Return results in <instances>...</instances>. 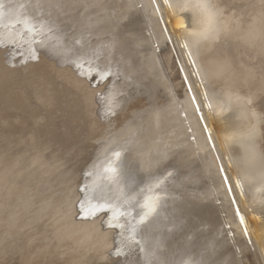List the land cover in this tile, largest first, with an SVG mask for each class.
<instances>
[{
    "label": "bare ground",
    "instance_id": "bare-ground-1",
    "mask_svg": "<svg viewBox=\"0 0 264 264\" xmlns=\"http://www.w3.org/2000/svg\"><path fill=\"white\" fill-rule=\"evenodd\" d=\"M145 1H146L145 6L143 8L145 9V11H141L139 9H142V8H139L137 6L138 3H141L138 0H86V2L88 4L90 3L91 4L90 6L94 8H90V9H87L86 11H83L85 6L84 4L80 3L79 0H0V23H1V18L3 17L4 21H2L3 23L1 24H3L4 27L9 28L11 27L10 25L15 24L17 28H20V26L27 27L30 22H35V21H36V24H39V25H45L46 23L51 24L52 21L55 22L54 20L56 18H61L63 19L64 23L69 22L70 27H72L75 30L74 33H72L70 37L73 38L77 36L78 32H80L78 36L82 34L85 35L84 32H86L87 35L88 34L90 35V37L87 36L88 38L95 36L94 42L91 44L88 41L83 40L82 43L85 42L84 45H86L84 46L85 52L82 53L84 57L82 58L83 61L76 60V63L80 65V68L77 70V72H80L81 74H83L84 77H80V78L77 77V78H74L72 81L74 84L88 91L87 92V98H88L87 104L86 106L82 105L84 106L83 110L85 111L82 113L80 112L81 114L78 113L80 114L78 116L75 113L76 117H74V122L76 126L78 124L81 126L83 121L86 122L87 120H89L90 121L89 124L90 126H92V129L95 127L96 128L99 127L100 123L98 121L102 117L106 119L108 111L114 110L117 106L121 104L122 101H123L122 103L124 106L129 107L126 110L131 109V108H136L137 106L144 107L147 103L151 104L152 106L151 111L146 113L145 116H143L142 119L139 120L138 122L139 124L143 123V121L144 123L139 126L137 131H135V128H134V131L132 130L133 131L132 135H131L132 133L131 131V132H128L120 136L119 138H122L123 140L120 141L118 145H114L113 147H111L107 155L100 161L97 160L98 153L94 154V156L92 157V161L88 163L87 168L84 170V174L82 175V181L79 183V187L83 189L84 196H85L81 202V207L83 208V212L85 215L93 214L94 212L98 210L109 209L111 211V217L117 220L120 218L122 214H125V215L130 214L131 217L129 219L131 221L129 222L130 224L129 232L126 233V236L130 238V241L139 242L140 245L138 247L142 251V255L140 258H136V259H135L136 256H133L131 263H128L130 260L127 259L123 261L121 264H201V262L202 264H239V263L251 264V262H249L251 260L247 261L246 259V260L241 261L242 257L240 256V254L242 250H240V246H238L237 243H235V241H238L239 243L240 242L244 243L246 241V246H247L249 245L247 244V242L251 241L250 240L251 236L254 237L256 244L257 245L259 244L258 247L260 249V253L262 252L261 255H262L263 262H264V258H263L264 249H262L264 247V235H263L264 233L262 235L260 234L261 236H258L256 234L257 230L255 229V225L257 221L252 213L253 211L255 213L256 209L257 210L264 209V155L262 151H259L257 149L258 141H262L263 147H264V124L260 126V120L258 118V115H256L257 111L255 109L256 106L254 107V103H255V100L257 99L254 93L252 94L251 92L250 94L248 91H246V88L248 87L246 83H249L253 74L251 71H248L246 67H244L243 64L242 65L239 64L240 60L244 59L246 55H248L249 53H254L256 54L257 58L262 60L261 61L262 67H263L262 69L264 70V30H263L264 0H247L248 2L245 1L246 2L245 4L248 3L247 4L248 6L245 7L246 6L245 5L244 6L245 9L242 8L241 11L244 14L246 13V16L249 17L250 23H247L248 25L246 26L243 24V22H241L240 24L237 22L234 23V21L230 19V15L227 12L223 11L225 8H227L224 5H223L224 8L220 6L222 7L221 10L219 9L210 10L209 8L208 9L205 8L204 10L200 12L198 10L199 8L190 7V4H191L189 2L190 0H165L163 2L162 0H145ZM164 2L171 4V5L169 4L168 5L169 7L172 6L171 7L173 11L172 14L173 13L177 14V12H179L180 16L178 17V15H175V17H173L172 14L169 15V13L171 12L169 9L171 8H169L168 6L166 7L165 5L167 3H164ZM243 5L241 4L239 5V7L240 6L242 7ZM215 6L213 8L216 9ZM75 9H77L76 12H74ZM186 9L190 10L189 15H187L188 13L186 15L183 13L185 12ZM168 10H169V13L168 14L165 13L166 11L168 12ZM170 16L173 19L174 18L175 19L172 21V19L169 18ZM176 16L178 18L182 17L183 19L185 17V19L184 20L179 19L176 22L177 20ZM189 16L194 18V21L190 20ZM167 17L169 18V20ZM180 20L183 22L187 21L188 26L185 24V27L183 28L182 26L183 24H182L181 25L182 28H181ZM174 25H176V27H179V29H176L175 27H173ZM17 32L18 31L14 33H17ZM172 34L175 35L176 41L178 42L177 45L181 46L179 47L181 49V53L186 56L184 57L183 55H181V57L183 56L185 58L186 61L183 58L182 60L184 62L185 67H188L187 70H189L188 75H187V72L185 71L187 75L188 83L187 82L185 83L184 79H182L183 80L182 83L186 87V90H185L186 94H183L185 98L183 99L184 100L183 102L182 100L176 98L177 109H176V114L174 116H171V117L165 116L164 113L166 109L164 108H166L167 104L165 105L164 103H161L162 104L161 106V104H158L156 102L153 103L154 98L158 96V93L160 94V90H162L163 84H165L162 81L164 79V76L162 74L157 75L154 82H149V84L146 85V91L149 93L147 95L148 97H144L140 99L136 97H129L128 99H122L121 102L119 101V103L113 101L111 96L107 97V100H105L106 102L105 101L104 103L102 102V98H101L102 94L100 93L101 91L99 92L100 93L99 96L97 93L98 86L100 83L97 84L96 82L93 81L91 84H89V86L87 85V82H88L87 77H90L94 72H97V75L100 77H106L109 73H112L111 77L114 81H115V76L117 77L119 76V74H122L123 76H119V78H116L120 80L118 82L119 84L118 88L119 89L123 88L122 90H118V92L120 93L129 92L132 85L138 83L141 80L147 79L148 75L152 74L154 68L156 67V64L160 61L158 58V52L160 51L161 45H163V48H164L165 43H167L169 45L168 47L170 48L168 50V48L166 49L165 47L163 50L164 53L162 54V56L165 54L167 59H170V57L171 58L174 57L173 55H169L170 53L177 51L175 50L174 45H173V41L171 37ZM146 41L151 42L150 44L151 47H149L148 45L142 46L141 42L143 43ZM181 41L184 44L183 46H182ZM40 44L42 46L46 45L45 42H40ZM67 45L69 46L68 43H65L63 47L66 49ZM29 48L32 49V46H30ZM42 49H43L42 53L48 51L47 46L46 48H42ZM170 50L172 52H170ZM23 53H24L22 55L23 56L22 59L24 60L23 62H27L30 59H35L36 48H34V50H29V51L25 50ZM140 54H142L141 55L142 57L139 56ZM188 55L189 56L192 55L193 58L191 59H194L193 63L196 64V70L194 72L195 74L193 73L194 69H192V67L189 65V63L191 64V62H189L190 59L189 60L187 59ZM22 59H20V61H22ZM0 62H1V58H0ZM180 62H181V59H180ZM185 62L187 63V65L185 64ZM181 65L183 66L182 62H181ZM45 66H46L45 64H42L38 70H43ZM166 74H168L167 71H166ZM223 75H227L223 83L230 84L229 86L230 89H228L227 92L222 91L221 87H219V86H223L220 80V77H222ZM165 79H167V81L170 82L167 76L165 77ZM0 81L4 82L3 79ZM191 81L193 82V86H192ZM10 82L13 83L12 81ZM242 82L244 86L243 89H245V92L238 91L240 88L235 87L236 85L240 86V83ZM101 84H100V87H102ZM169 87H171V85H169ZM33 88H35L34 85H33ZM253 88H254V85H253ZM22 89H24V87ZM26 92L27 91L25 90V93ZM247 93H249L250 95H247ZM9 94L10 93H8V95ZM0 97H3V95ZM29 97L30 96L28 95V98ZM46 97L49 101L51 100L52 95H47ZM104 98L106 97L104 96ZM239 98L243 100L245 99V101H249L248 104L246 103L247 106L249 105V103L251 104L250 107L249 106L246 107L250 113L255 115V121L251 125V127H250V123H248L247 121L246 110L245 109L243 110L245 106L242 104L244 107L241 105L240 108L241 107L243 108H241L242 111H240L237 104L242 103V102H238V101L235 102L236 99H239ZM94 99L97 101L96 103L99 105L97 106L99 107V110H100L99 113H101V115L97 117V119H95V117L92 118V116H89L90 103L93 102ZM151 99L153 100L152 102H151ZM6 100L7 102L6 101L4 102H6L7 105L5 106V108L0 110V149L4 148L5 143L8 141L9 138L12 137V135L16 131L15 130L16 127H14L15 125L11 124L10 121L8 123L6 120V119H10L11 117L10 115L13 110V108L10 107V105L17 107L20 104L17 98L11 99L10 103H8L9 98H7ZM144 100L146 102H144ZM58 101L60 100L58 99ZM164 102L166 103L167 101H164ZM261 103L264 109V99L261 100ZM235 105L237 106L238 109L233 108L235 107ZM96 109L98 108H95V110ZM229 109H231L230 110L231 112L233 109H235L234 110L235 112L233 111L232 113L231 112L228 113L227 111H229ZM23 110L25 111V109ZM37 112H34V113L36 114ZM54 112L55 111L51 113L54 114ZM32 113L30 111V114ZM41 113L43 114V110ZM41 113L39 114L42 115ZM39 114H37L36 116L39 117L38 116ZM44 114L42 116L43 120L47 116L48 121L46 122H49L48 115H44ZM50 115L49 117L51 118L52 116ZM29 116L33 118L34 115L32 116L28 114V116L24 117L21 120V123H22L20 126L21 128L24 127L23 125L29 119ZM54 117L56 118L55 115ZM35 119L37 120L38 118H35ZM53 119H51L52 120L51 123L53 122ZM39 120H41L40 121L41 124L44 122L46 126L50 123V122L48 124L45 123V121L42 120L41 116H40V119H38V121H34V123L39 122ZM70 122L72 123V121ZM79 122H81V124ZM122 122H123V119H122ZM40 123L37 125L39 126ZM122 124H124V122ZM51 126L53 127L54 125H51ZM52 127L50 128L52 129ZM247 129L248 130L251 129L249 135H244V137L240 136V134L241 133L243 134V132L245 133L244 130H247ZM49 131L50 129L48 130V132ZM90 131L92 132L91 129ZM55 133L57 134L58 132H54L51 134L52 136L51 138H53V140L50 143L54 142L57 145L59 144V145L65 146V145L74 143L73 141L76 139V137L72 136L74 135L73 132L68 133L70 134V137L65 136V132H64L63 134L58 135V137L56 138H55ZM125 137L127 138L124 140ZM35 148H37V146ZM57 148L58 147H56V149ZM18 149H20V145ZM48 149L47 151L50 152V150ZM12 154L14 153H11V155ZM40 154H42V152H40L39 155ZM22 155L24 156V154ZM59 155L62 156L63 154H59ZM18 156L20 157V155ZM225 156L226 157L228 156V158L225 159ZM38 157L35 158L34 160V164L36 162V159L39 162V163H36L37 165L35 164L36 167L38 166V164H41L42 162L41 160L48 159V158H44V159L39 160L41 156L39 157V159ZM29 158H31V156ZM205 159L207 160L205 161ZM2 160H3L2 157H0V162H2ZM12 160L14 161V159ZM25 161L26 160H24V162ZM46 162H48V164L50 163L47 160ZM11 163L14 165V162H11ZM11 163H10V167L13 166L11 165ZM26 163L28 162L26 161ZM44 163L42 162V164ZM54 163L56 164V162ZM210 163L211 164L213 163V164L211 165ZM21 164L20 165L18 164V165L21 166ZM42 164H41V167L43 166L45 167L46 163L43 166ZM48 164L45 167L47 169H48V166H50L51 164L53 166V163L49 165ZM57 164L54 165L55 167H52V168H57ZM0 165H2V170L0 166V188H1L4 183V178L7 177L6 173L4 175V170L8 166L5 168V164H0ZM35 165L32 164L31 166L33 167ZM3 167H4V170H3ZM41 167L38 166V168H41ZM12 168H14V166ZM15 168H17V165L15 166ZM21 168L24 169V166ZM28 168L29 167L25 169H28ZM138 168L139 170H137ZM30 169L31 167L29 168V170ZM48 170H47L48 174L47 173L46 174L47 176H49V179L52 176L51 179H53L52 181L54 183V179H55L54 173L52 172L53 175L50 176L49 173L51 170L50 171ZM14 171L16 172L17 169H15ZM39 171H40L39 174H41V170ZM44 171H46V169ZM44 171L42 170L43 173ZM10 172H13V171H10ZM10 172H7L9 173L8 174L9 177L11 175ZM35 172H36V169H35ZM54 172L56 173L55 170ZM128 172L131 173L133 177V180H132L133 182L132 181L129 182L130 180L125 177V173L127 174ZM31 174L33 175V173ZM140 174H143V178L141 179L142 181L139 179L137 180V178H140L139 177ZM41 175L42 177H46V175L43 176L44 174H41ZM15 177H18V176L15 175L14 178ZM42 177H39V178L42 179ZM7 178H5V180ZM32 178L36 179L34 177ZM46 179L47 178L43 180H46ZM8 180L10 179L8 178ZM47 180L45 183H47ZM52 181L50 180L49 182L51 185H54L53 183H51ZM5 182L7 183V181ZM17 183H18V180H17ZM40 183L38 182V184ZM45 183H44V186L47 187V184L45 185ZM106 183L109 186L108 191L104 190ZM7 184L9 185V183ZM11 184H12V181H11ZM40 185H41L40 186V189H41L42 183ZM51 185H50V188L53 187ZM6 186L7 185H5V187ZM19 186L18 187L14 186V188H11L12 187L11 185V186H7L6 188L7 190L11 191V189L14 190L15 188H19ZM8 187H10V189H8ZM38 187L39 186L37 185V188ZM58 188H59V185H58ZM48 189H49V186H48ZM2 190L3 188L0 189V191ZM15 190L17 191V189ZM28 190L29 188L27 186V191ZM16 191L15 192L13 191V192L16 194L18 192ZM42 191L43 189L40 190V192ZM14 193H11V194L8 193V194L13 195ZM18 193L21 194L20 192ZM35 193L38 194V192L36 191ZM98 193H99V200L96 199V195ZM56 194H59V193L57 192ZM40 195L42 194L39 193V197ZM50 195L52 197V194ZM53 195L56 196L55 194ZM79 195L77 198L78 203L81 200V195L80 196ZM219 195L220 197H218ZM0 196H2V192H0ZM12 197L13 198L11 199L13 200L14 197L16 198V195ZM41 197L43 198V196ZM62 198H65V197H62ZM62 198L59 197V199H62ZM219 198L223 200L222 201V203L224 202L223 205L219 204L218 202ZM7 199L5 198V200ZM32 200L34 201L35 198ZM42 200L40 202H44V200L43 201ZM52 200H53V197H52ZM53 201L54 203L57 202L56 199ZM28 202H31V201H28ZM2 203H0V205H2ZM54 203L50 205H53ZM57 203H56V206H57ZM12 204H10V209L7 208L8 207L7 205L6 207L7 213L9 210L13 208V207L11 208ZM49 204H48V207H49ZM12 206H15V205H12ZM34 206H35V203L32 204V207ZM53 207L55 206L53 205ZM57 207L58 209L60 207L59 210H61V205L60 206L58 205ZM3 208H5L4 205H3ZM51 208H47V210L48 209L51 210ZM249 208H251L250 212L248 211ZM15 209L17 208L15 207ZM34 209H38V208L34 207ZM40 209L42 211L43 208H40ZM49 210L46 211L45 209L46 212H49ZM57 211L55 210L56 213L52 212L53 215L57 214ZM10 213H12V210ZM259 213L261 214V212ZM59 214L57 216H59ZM7 215L9 216V214ZM41 215H44V214H41ZM41 215L39 216L41 217ZM49 215L51 214L48 213V217ZM17 216L20 217L19 215ZM52 219L54 220L56 218H52ZM63 219L65 220V218ZM18 220L19 219L17 218L16 222ZM62 220L61 218L59 219L60 222ZM11 221L14 222V220H11ZM41 221H43V219ZM55 221L53 222L55 223ZM110 221L111 220H109V222ZM49 222H52V220H50ZM18 223H20V221ZM54 223L52 224L50 223V224L55 227L56 225H54ZM57 223L59 225L58 221ZM64 223H70V222H64ZM61 224L62 222L60 223V226H62ZM80 224H83V223H80ZM34 225H37V223ZM47 225H48V222H47ZM65 226H68V225H65ZM19 227L20 226H18V228ZM68 227L70 228V226ZM261 227L263 226L261 225ZM21 228H24V226H21ZM0 229H3V228H0ZM16 230H17V227H16ZM56 231L59 232V229L58 230L56 229ZM66 232L67 231L65 230V234ZM7 233L6 235H8ZM48 233H49V230H48ZM16 234L18 235L17 231L15 235ZM73 234H74V231H73ZM82 234L81 235L79 234V236H84ZM34 236L36 235L34 234ZM74 236L75 235H72V237ZM56 237L57 236H55V238ZM64 237L63 239L66 238ZM91 237L90 239H92ZM35 238H37V236L34 237V239ZM93 238H95V236ZM84 239H85L84 242H86V238ZM62 240H58V241H62ZM68 240L71 241L70 239ZM74 240H76V238ZM81 240L83 241V238ZM15 241L17 242L19 240H15ZM91 241L95 245V244H99L98 241L100 240H98L97 243H95L93 240ZM4 242L5 241H3L2 243ZM72 242H75V241H72ZM84 242L80 241L78 243H83L80 245L84 246L85 245ZM2 243H0V245H2ZM61 243L62 242H60V244ZM91 243L89 241L88 245L86 244V249L85 247L80 246V245H78L77 247L75 246V247L77 249L79 247H82L81 249L83 250L85 249V251L88 252L87 251L88 246L89 247L94 246ZM64 244H65L64 245L65 249H63V252L65 253L64 250H66V247H65L66 242H64ZM48 246L50 245L48 244ZM96 246L97 245H95V247ZM68 247H72V246H68ZM45 248H47V246ZM81 249L78 251H81ZM97 249H98V246H97ZM70 250H71L70 253H73L76 251V250L72 251L71 248ZM93 250H95L94 247L91 248V251ZM113 250L114 249L111 248L110 252H112ZM41 251L43 252V250ZM60 251L59 253H62ZM66 251H68V249ZM85 251H84V254H85ZM89 252H90V249H89ZM253 252H256V251L254 250ZM54 253L53 255H55ZM77 253H80V252H76L75 254ZM256 253L255 255H257L258 257L259 255ZM46 255L48 256L49 254L46 253ZM79 255H77L75 258L74 257L72 258L76 259L77 257H79ZM63 258L64 256L62 257V259ZM80 258L82 259L83 257L81 256ZM15 259H18V257ZM50 259L49 260L47 259V260L50 261ZM69 259L71 261V258ZM84 259H85V256L82 259L83 262H85ZM82 260H80V263H82ZM51 261L53 260L51 259ZM64 261L70 262L67 259L66 260L64 259ZM73 261L75 262V260L72 259V263ZM23 262L24 260H22L21 262H18V261L16 262L13 258L8 257V256L0 257V264H22ZM28 262L29 264L31 263V261H28ZM28 262H25L23 264H28ZM67 262L66 263L63 262V264H67ZM76 262L78 264L79 261L77 260ZM51 263L52 262H50V264ZM53 264H61V260ZM86 264H97V263L91 262V263H86Z\"/></svg>",
    "mask_w": 264,
    "mask_h": 264
},
{
    "label": "rangeland",
    "instance_id": "rangeland-1",
    "mask_svg": "<svg viewBox=\"0 0 264 264\" xmlns=\"http://www.w3.org/2000/svg\"><path fill=\"white\" fill-rule=\"evenodd\" d=\"M139 2H141V3H138V7L139 8H142V9H139V10H141V11H145V9H143L144 8V6H145V0H138ZM163 1H165V0H162V2ZM248 2L247 0H244V1H242V0H209L208 1V4L210 5V6H212V8L215 6V5H217V6H215L216 7V9L215 8H213L214 10H221L222 9V7H223V5L225 6V7H227V8H225L223 11H225V12H227L229 15H230V19H232L233 21H234V23H241V22H243V24L246 26V25H248L247 23H250V20H249V17L248 16H246V13L244 14L242 11H241V9L242 8H244V6L245 7H247L248 5V3L247 4H245L246 2ZM143 2V3H142ZM191 2V1H190ZM218 2V3H217ZM241 2V3H240ZM164 3H167V2H164ZM243 3H244V5H243ZM147 4V3H146ZM171 5L170 3H167L166 5L165 4H163V5H165L166 7L168 6L169 7V5ZM243 5L241 8L239 7V5ZM141 6V7H140ZM143 6V7H142ZM219 6V7H218ZM220 6H222V7H220ZM172 6H170L169 8H171ZM169 8H167V9H169ZM224 8V7H223ZM245 9V8H244ZM169 10L171 11L170 13H169ZM168 10V12L166 11L165 13H169V15L170 14H172V8L171 9H169ZM183 12V11H182ZM185 15L187 14V15H189L190 14V10H188V9H186L185 10V12H183ZM182 13V14H183ZM180 13L179 12H177V14L175 13H173L172 15H173V17H175V15H178V17L180 16L179 15ZM181 14V15H182ZM177 16H176V18H177V20H176V22L179 20V19H183L182 17L181 18H178ZM190 17V16H189ZM168 18V17H167ZM170 19H172V21L175 19H173L171 16L169 17ZM169 18H168V20H169ZM192 17H190V20H193L194 21V18H192ZM184 19H185V17H184ZM183 19V20H184ZM171 21V20H170ZM181 21V20H180ZM179 21V22H180ZM183 24V25H182ZM185 24L187 25L188 24V22L187 21H185V22H183V21H181V24H180V26L182 25L183 26V28L185 27ZM182 26H181V28H182ZM188 26V25H187ZM208 33V32H207ZM200 36H201V34H200ZM69 37V36H68ZM67 37V38H68ZM171 37H172V41H173V45H174V48H175V50H177L176 52H173V53H170V52H172L171 50H170V54L169 55H173L174 57H170V59H167L166 58V56H165V54L162 56V54L164 53V48L166 47V49L168 48V50L170 49L168 46V44L167 43H165V47L163 48V45H161V48H160V51L158 52V58H159V62L158 63H160V64H158V66H157V64H156V67L154 68V70H153V72H152V74H149L148 75V78L147 79H144V80H141V81H139L138 83H136V84H134V85H132L131 86V88H130V90H129V92H124V93H118L117 92V90H122L123 88H121V89H119L118 88V86H119V84H118V82L120 81V80H118V79H116L115 78V81L112 79V78H110V79H107L106 81H103L102 82V84H101V86L102 87H100V85L98 86V90H97V93H98V96H99V94L101 93L102 95H101V98H102V102L104 103V101L107 99V97L108 96H111V97H113L114 98V95H112V94H117L116 96H115V100L118 102V101H120V100H122V99H128L129 97H136V98H138V99H140V98H144V97H148L147 95L149 94L147 91H146V85H148L149 84V82H154L155 81V79H156V77H157V75H159V74H162L163 76H164V79L162 80L163 81V83H165V84H163V87H162V90H160V94L158 93V96L157 97H155L154 98V101L151 99V102L153 101V103L154 102H156V103H158V104H161V103H164L165 105L167 104V106H166V108H164V109H166L165 110V113L164 114H166V115H171V116H174L175 114H176V109H177V101H176V98H178V99H180V100H182V102L184 101L183 99L185 98V96H183V94H186V87L183 85V80L182 79H184V81H185V83L187 82L188 83V79H187V75H188V71L189 70H187V68L188 67H185V65H184V62H183V60H182V58L185 60V58L184 57H186L185 55H183L182 53H181V49L179 48V47H181L180 45L178 46L177 45V41H176V38H175V35H171ZM72 41V42H71ZM77 41V39L76 38H74V40L72 39V40H69V42H71L72 44H74V42H76ZM70 44V43H69ZM141 44H142V46H145V45H148L149 47H151V42L150 41H146V42H141ZM184 45V44H183ZM149 47H148V49H149ZM140 48V47H139ZM180 50H179V49ZM21 49H19V50H17V55L19 54V56L22 54V52L20 51ZM236 50H238V49H236ZM180 51V52H179ZM21 52V53H20ZM160 53V54H159ZM177 53V54H176ZM39 54H40V56L37 58V60L34 62V63H29V64H27V65H20V62H22V61H20V62H18V61H14V62H12V64H8L7 63V61L5 60V57H4V55H3V52H1V54H0V56H1V62H0V80H2L3 79V81L4 82H2V81H0V96H2L3 95V97H0V105H2V106H0V110H2L3 108H5V106L7 105V98H9V101H8V103H10V100L11 99H13V98H17L18 100H19V102H20V104L16 107V106H11L10 104V107H12L13 108V110H12V113H11V117H10V119H6L7 120V122L9 123V121H10V123L11 124H14L15 126L14 127H16L15 128V132H14V134L12 135V137L11 138H9L8 139V141L5 143V145H4V148L3 149H0V157H2V159L4 160V162H3V160H2V162H0V164H5V168L6 169H8V170H4V167H3V170H4V175H5V173L7 174V177L10 179V180H8V178L7 177H5V178H7L6 180H5V178H4V183H3V185H2V187L0 188V189H2L3 188V190L2 191H0V192H2V196H0V198H4L3 200L2 199H0V203H2V205H0V220H2V221H0V228H3V229H0V243H2L3 241H5L4 243H2V245H0V249H2V250H0V257H5V256H8V257H11V258H13L16 262L18 261V262H21L22 260H24V262L23 263H25V262H28V261H31V263L30 264H50V262H52L51 264H53V263H55V262H59V260H61V264H63V262H67V261H64V259L66 260H68V261H70V259L69 258H71V261L70 262H67V264H77V260L79 261L78 262V264H86V263H91V262H95V263H97V264H116V262L118 261V259H119V257L118 256H114V255H112L111 254V248H115V246H116V243H115V240H114V236H113V232H111V231H109V232H105L104 230H102L103 229V223H101L100 221H82L81 222V220H79L78 219V216H77V210H76V200H77V197H78V194H77V190H78V184H79V182L81 181V174L80 173H82V171L84 170V168L88 165V163L91 161V159H92V156L94 155V154H96V152H98V151H100V150H102L108 143H110L111 141H113V140H115L116 138H119L121 135H122V133H125L128 129H131L133 126H135V124L136 123H138L139 122V120L140 119H142V117L143 116H145V114L146 113H148L149 111H151V109H152V106H151V104H146L144 107L143 106H141V107H136V108H131V109H128V110H126L127 108H129V107H126V106H124L123 105V101L121 102V104L119 105V106H117L114 110H110V111H108V113H107V117H106V119L105 118H101L98 122L100 123V125H99V127H95V128H93L92 129V126H90V121L89 120H87L86 122L85 121H83L82 122V125L80 126L79 124L76 126L75 125V122H74V117H76V115H75V113L77 114V116L78 115H80L82 112H84L85 110H83V107L84 106H86V104H87V90L86 89H84V88H82V87H79L78 85H76V84H74L73 83V79L74 78H77V74H76V72L75 71H73L72 70V68L71 67H69V66H64V67H59L57 64H56V61H53V60H50V58H49V56H48V54H46V53H42L41 51H39ZM142 54H140L139 56H141ZM179 57H178V56ZM181 55H183L182 57H181ZM142 57V56H141ZM165 57V58H164ZM190 57V58H189ZM140 58V57H139ZM191 58H193L192 57V55L191 56H189L188 55V60L190 59V61L189 62H191V64L189 63V65L192 67V69H194V71H193V73L195 72V70H196V64L195 63H193V60L194 59H191ZM163 59V60H162ZM165 59V60H164ZM172 59V60H171ZM180 59H181V62H182V64H183V66L181 65V62H180ZM18 60H19V58H18ZM162 60V61H161ZM170 61H171V63H170ZM186 61V60H185ZM262 60H260L259 58H257L256 57V54H254V53H249L248 55H246L245 56V58L244 59H241L240 60V62H239V64H243L244 65V67H246V69L248 70V71H251L252 72V77H251V79H252V81L251 82H253V80H256V81H259V82H264V70L262 69L263 67H262V62H261ZM195 62V61H194ZM5 63V64H4ZM17 63V64H16ZM166 63V64H165ZM42 64H45L46 66H45V68L43 69V70H38L39 69V67L42 65ZM170 64V65H169ZM185 64L187 65V63L185 62ZM4 65H6V66H4ZM3 66H4V68H3ZM16 66V67H15ZM180 66V67H179ZM6 67H8V68H6ZM24 67V68H23ZM48 67V68H47ZM184 69H183V68ZM242 67V66H241ZM23 68V69H22ZM163 68V69H162ZM166 68V69H165ZM174 68V69H173ZM4 69V70H3ZM160 69V70H159ZM191 69V68H190ZM8 70V71H7ZM21 70V71H20ZM165 71V73H164V71ZM171 70V71H170ZM7 71V72H6ZM166 71L168 72V74H166ZM187 72V75H186V72ZM191 71V70H190ZM25 72V73H24ZM161 72V73H160ZM166 74V75H165ZM182 74V75H181ZM195 74V73H194ZM77 75V76H76ZM186 75V76H185ZM33 76V77H32ZM167 76V78H168V80L171 82V84H170V82H168L167 81V79H165V77ZM169 76V77H168ZM4 77V78H3ZM35 77V78H34ZM79 77V76H78ZM220 78H222V79H225V78H223V77H220ZM31 79V80H30ZM171 79V80H170ZM222 79H220V80H222ZM30 80V81H29ZM10 81H12L13 83H11ZM34 81V82H33ZM90 81V80H89ZM15 82V83H14ZM21 82V83H20ZM31 82V83H30ZM115 82H116V84H115ZM244 82V81H243ZM243 82L242 83H240V86L238 85H236L235 87H238V88H240L238 91H242V92H245V89H243ZM6 83V84H5ZM23 83V84H22ZM28 83V84H27ZM30 83V84H29ZM110 83V84H109ZM191 83H192V86H193V82L191 81ZM221 83L223 84V86H219V87H221V89H222V91H224L225 89H224V87H225V85L226 84H224L223 83V81H221ZM246 83V82H245ZM32 84V85H31ZM89 84H91L90 82H87V85L89 86ZM171 85V87H169V85ZM23 85V86H22ZM33 85H34V87L35 88H33ZM173 85V86H172ZM246 85H248V87L246 88V91H248L250 94H251V92H252V94L254 93V95H255V97H256V99L257 100H255V103H254V107H255V109H256V111H257V113H258V116H259V120H260V126L261 125H263L264 124V109H263V107H262V103H261V100L264 98V91L263 92H261V93H257L255 90H254V88H253V85H252V83H246ZM2 86H4V87H2ZM20 86V87H19ZM107 86H108V88H107ZM11 87V88H10ZM24 87V89H22ZM112 87V88H111ZM102 88V89H101ZM105 88V89H104ZM233 88V87H232ZM237 88V89H238ZM184 89V90H183ZM228 89H230V87L228 88ZM25 90L28 92H26L25 93ZM29 90V91H28ZM173 90V91H172ZM244 90V91H243ZM251 90V91H250ZM6 91V92H5ZM24 91V92H23ZM35 91H36V93H35ZM101 91V92H100ZM183 91H184V93H183ZM100 92V93H99ZM7 93V94H6ZM8 93H10L9 95H8ZM167 93V94H166ZM238 93H240V92H238ZM249 93H247V95H250ZM4 94H5V96H4ZM37 96H36V95ZM39 94V95H38ZM7 95H8V97H7ZM28 95L30 96L29 98H28ZM47 95H52V98H51V100H49L48 101V99H47ZM157 95V94H156ZM177 95V96H176ZM65 96V97H64ZM104 96L106 97V98H104ZM170 96V97H169ZM175 96V97H174ZM38 97V98H37ZM252 97V96H251ZM3 98V99H2ZM6 98V99H5ZM36 98V99H35ZM30 99V100H29ZM38 99V100H37ZM40 99V100H39ZM58 99L60 100V101H58ZM80 100V101H79ZM172 100V101H171ZM4 101H6V102H4ZM37 101V102H36ZM114 101V100H113ZM164 101H167L166 103L164 102ZM242 102V103H238V104H240V105H238L237 104V106H238V108L240 109V111H242L241 110V108H243L244 106V108H246V107H250L251 106V104L249 103V105L247 106V104H248V102L249 101H245V99L243 100V99H241V98H239V99H236V101L235 102ZM244 101V102H243ZM252 101V100H251ZM250 101V102H251ZM36 102V103H35ZM65 102H66V104H65ZM75 102H76V104H75ZM97 101L94 99L93 100V102H91L90 103V113H89V116H92V118L93 117H95V119H97V117H99L100 115H101V113H99L100 112V110H99V105L96 103ZM106 102V101H105ZM144 102H146L145 100H144ZM82 103V104H81ZM245 103V104H244ZM247 103V104H246ZM34 104V105H33ZM93 104V105H92ZM139 104H141V103H139ZM236 104V103H235ZM244 106H243V105ZM32 105V106H31ZM82 105H84V106H82ZM98 105V106H97ZM105 105H106V103H105ZM243 106V107H241L240 108V106ZM104 106V105H103ZM161 106H162V104H161ZM237 106L235 105V107H233V108H235V109H238L237 108ZM39 109H38V108ZM82 109H81V108ZM95 108H98V109H96L95 110ZM23 109H25V111L23 110ZM38 109V110H37ZM235 109H233L232 110V112L235 110ZM247 109V108H246ZM35 110V111H34ZM38 112H37V111ZM42 110H43V114L44 115H48V118H49V122H46V121H48V119H47V116H46V118L43 120V114L41 113L42 112ZM66 110V111H65ZM74 110V111H73ZM82 110V111H81ZM94 110V111H93ZM231 109H229V111H227L228 113L229 112H231L230 111ZM30 111H31V113H32V111H33V113L34 112H37L36 114L34 113H32V114H30ZM53 111H55L54 112V114H52L53 113ZM79 111V112H78ZM89 111V110H88ZM92 111V112H91ZM97 111V112H96ZM52 112V113H51ZM58 113V115H57V113ZM81 112V113H80ZM95 112V113H94ZM226 112V113H227ZM231 112V113H232ZM235 112V111H234ZM39 113H41L42 115H40ZM61 113V114H60ZM66 113V114H65ZM78 113H80V114H78ZM227 113V114H228ZM28 114L29 115H34L35 116V118H38V119H40V116H41V118H42V120L43 121H45V123H49L47 126H46V124H44V122L42 123L43 125H45V126H43L41 123H40V121L41 120H39V122H35L34 123V121H38V119L36 120L35 118H34V116H33V118L35 119H33L32 117H30L29 116V119L24 123V127H20L21 126V120L24 118V117H26V116H28ZM37 114H39L38 116L39 117H37L36 115ZM51 114V115H50ZM97 114V115H96ZM125 114V115H124ZM49 115L50 116H52L51 118L49 117ZM54 115L56 116V118L54 117ZM62 115V116H61ZM67 115V116H66ZM130 115V116H129ZM69 116V117H68ZM45 117V116H44ZM59 117V118H58ZM123 117V118H122ZM61 118V119H60ZM65 118V119H64ZM68 118V119H67ZM71 118V119H70ZM130 118V119H129ZM13 119V120H12ZM51 119H53V122L51 123ZM122 119H123V122H124V124H122L123 122H122ZM84 120V119H83ZM120 120V121H119ZM70 121H72V123L70 122ZM119 121V122H118ZM6 122V123H7ZM54 122H55V124H54ZM40 123V125L38 126L37 124H39ZM80 124H81V122H79ZM36 126H35V125ZM51 125H54V126H56V127H52ZM92 125V124H91ZM43 126V127H42ZM49 126V127H48ZM76 126V127H75ZM46 127H47V129L49 130L50 129V131L48 132V130L46 129ZM50 127H52V129L50 128ZM21 128V129H20ZM46 129V131H45V129ZM54 128H55V130H54ZM25 129V130H24ZM90 129L92 130V132L90 131ZM101 129V130H100ZM54 130V131H53ZM57 130V131H56ZM245 131V133H248L250 130H244ZM248 131V132H247ZM50 132H52V133H54V132H58L57 134L55 133V138L56 137H58V135H60V134H63L64 132H65V136H67V137H70V134H68V133H72L73 132V134L74 135H72V136H74V137H76V139L73 141L74 143H72V144H69V145H65V146H62V145H57L56 143H54V142H52V143H50L52 140H53V138H51L52 136H51V134L52 133H50ZM95 132V133H94ZM97 132V133H96ZM189 132H190V130H189ZM99 133H101V134H99ZM48 134V135H47ZM240 136H242V137H244V132H243V134L241 133L240 134ZM23 137V138H22ZM42 139V140H41ZM258 141V140H257ZM22 142V143H21ZM22 145H21V144ZM32 144V145H31ZM35 144V145H34ZM54 144V145H53ZM19 145H20V149H18L19 148ZM44 145V146H43ZM48 145V146H47ZM53 145V146H52ZM56 145V146H55ZM37 146V148H35ZM55 146V147H54ZM34 147V148H33ZM44 149H43V148ZM56 147H58L57 149H56ZM14 148V149H13ZM42 148V149H41ZM49 148V149H48ZM53 148V149H52ZM61 148V149H60ZM38 149H39V151L40 152H42V154H40L39 155V151H38ZM47 149L48 150H50V152H51V154H52V156H51V154H50V152L49 151H47ZM65 149V150H64ZM257 149L259 150V151H262V153H263V155H264V147H263V142L262 141H258V146H257ZM19 150V151H18ZM38 152H37V151ZM46 150V151H45ZM55 150V151H54ZM61 150V151H60ZM10 151V152H9ZM37 153H36V152ZM17 154H16V153ZM55 152H56V154H55ZM67 152V153H66ZM71 152V153H70ZM11 153H14V154H12L11 155ZM24 154V156L22 155V154ZM32 153V154H31ZM35 153H36V155H35ZM46 153V154H45ZM69 153V154H68ZM28 154V155H27ZM30 154V155H29ZM54 154H55V156H54ZM59 154H63L62 156L61 155H59ZM67 154V155H66ZM9 155H11V156H9ZM18 155H20V157L17 156ZM36 157H35V156ZM40 157V159H39V157ZM58 155V156H57ZM78 155H79V157H78ZM31 156V158L32 157H34V158H32L33 159V161H32V159L31 158H29ZM51 156V157H50ZM65 156H67V157H65ZM208 156V155H207ZM11 157V158H10ZM15 157H17V158H15ZM38 157V159L39 160H41V159H44V158H48V159H44V160H41L44 164H45V167H46V165L48 164V162H46V160L47 161H51L53 158V160H54V162H56V164H57V168H52V167H55L54 165H56L54 162H53V160L49 163V164H51V163H53V166H52V164L50 165V166H48V169L47 168H45L43 165L44 164H42V162H41V164H42V166L43 167H41V164H38V166H40L41 168H38V166L36 167V163H39L38 162V160L36 159V162H35V164H34V160H35V158H37ZM59 157H61V158H59ZM77 157V158H76ZM82 159H81V158ZM22 158V159H21ZM50 158H51V160H50ZM59 158V159H58ZM228 158V156L226 157L225 156V159H227ZM8 159H10V160H8ZM12 159H14V161L12 160ZM56 159V160H55ZM60 159H62V160H60ZM221 159H222V157H221ZM19 160H20V162H19ZM24 160H26L28 163H26V161L24 162ZM28 160H30V161H28ZM57 160H58V162H57ZM60 160V161H59ZM64 160H65V162H64ZM207 159H205V161H206ZM69 161V162H68ZM6 162V163H5ZM11 162H14V165L11 163V165H13L14 166V168H12L13 166H11L10 167V163ZM21 162H22V164H21ZM33 162V163H32ZM17 163V164H16ZM30 163V164H29ZM60 163V164H59ZM9 164V165H8ZM17 165V168H15V166ZM21 164V166H19V165ZM26 164V165H25ZM30 166H29V165ZM35 165V166H31V165ZM48 164V165H49ZM63 164V165H62ZM211 164V163H210ZM213 164V163H212ZM211 164V165H212ZM28 165V166H27ZM59 165V166H58ZM63 167H62V166ZM66 165V166H65ZM1 166V170H2V165H0ZM4 166V165H3ZM24 166V169L25 168H27V167H31V169L29 170V168L28 169H23V168H21V167H23ZM10 168V169H9ZM38 168V169H37ZM53 170H52V169ZM60 168V169H59ZM63 168V169H62ZM71 168V169H70ZM15 169H17V171L15 172L14 170ZM25 171H23V170ZM35 169H36V172H35ZM46 169V171H44ZM76 171H75V170ZM22 170V171H21ZM29 170V171H28ZM39 170H41V174H44L43 176H45L46 175V177H42V175L41 174H39L40 173V171L38 172ZM42 170L44 171V173L42 172ZM47 170L48 171H50V173H49V175L51 176V175H53V173H54V183H53V179H51L52 178V176L50 177V179H49V176H47V174H48V172H47ZM54 170L56 171V173L54 172ZM5 171H7V172H10V171H13V172H10V177L8 176V174L9 173H7V172H5ZM31 171V172H30ZM53 172V173H52ZM60 172V173H59ZM13 173V174H12ZM18 173V174H17ZM31 173H33V175L31 174ZM35 173V174H34ZM47 173V174H46ZM59 173V174H58ZM73 173H74V175H73ZM20 174V175H19ZM59 176H58V175ZM76 174V175H75ZM15 175H17L18 177H15L16 178V180H15V178H14V176ZM13 176V177H12ZM26 176V177H25ZM34 177V178H36V179H33L32 177ZM42 177V179L41 178H39V177ZM71 178H70V177ZM13 178V180H12V178ZM19 177H20V179H19ZM67 177V178H66ZM18 178V179H17ZM45 178H47L49 181L51 180L52 182L51 183H53L54 185H51L50 184V182L47 180V183H45L46 182V180H43V179H45ZM60 178V179H59ZM63 178V179H62ZM24 179V180H23ZM57 179V180H56ZM17 180H18V183H17ZM20 180V181H19ZM28 180V181H27ZM30 180H31V182H30ZM5 181H7V183H9V185L5 182ZM11 181H12V184H11ZM15 182V184H14V182ZM27 181V182H26ZM40 181H41V183H42V187H41V189H40ZM77 181V182H76ZM38 182L40 183V184H38ZM70 182V183H69ZM44 183H45V185L47 184V187L46 186H44ZM48 183H49V185H48ZM63 183H64V185H63ZM69 183V184H68ZM7 185V186H11L12 185V187L11 188H14V186L16 187H18L19 185V188H15V189H17V191L18 192H20L21 194H19L15 189L13 190V189H11V191H9V190H7V186L5 187V185ZM18 184V185H17ZM28 184V185H27ZM28 186V188H29V193H28V191H27V186ZM31 185V186H30ZM37 185L39 186L38 188H37ZM50 185L51 186H53V187H51L50 188ZM55 185H57V186H55ZM58 185H59V188H58ZM61 185H62V187H61ZM211 185H212V183H211ZM30 186V187H29ZM44 186V187H43ZM48 186H49V189H48ZM64 186V187H63ZM36 187V188H35ZM46 187V188H45ZM5 188V189H4ZM31 188V189H30ZM34 188V189H33ZM45 188V189H44ZM61 188V189H60ZM8 189H10V187H8ZM34 190V192H33V190ZM43 189V191H44V193H43V191L42 192H40V190H42ZM55 189V190H54ZM57 189V190H56ZM63 189V190H62ZM68 189V190H67ZM20 190V191H19ZM32 190V191H31ZM48 190H50V191H48ZM62 190V191H61ZM9 193V194H11V193H14L15 191L17 192L16 194L14 193L13 195H9L7 192ZM14 191V192H13ZM31 191V192H30ZM35 191L36 192H38V194L37 193H35ZM50 193V194H52V197H53V200H55L56 199V201L58 202H56L57 203V206L59 205H61V210H59L60 209V207H59V209H58V207L56 206V203H54V201L52 200V197H51V195L48 193V192ZM52 191V192H51ZM47 193V195H48V197H47V195H46V193ZM59 193V194H56V193ZM74 192V193H73ZM39 193H41L42 195H40V197H39ZM53 194H55L56 196H54ZM14 195H16V198L14 197V199H15V201H14V199L12 200L11 198H13L12 196H14ZM19 195V196H18ZM21 195V196H20ZM10 196V197H9ZM19 197V199H18V197ZM41 196H43V198L41 197ZM45 196V197H44ZM58 196V197H57ZM69 196V197H68ZM47 197V198H46ZM51 197V198H50ZM55 197V198H54ZM59 197L60 198H62V197H65V198H62V199H59ZM72 197V198H71ZM218 197H220V195L218 196ZM5 198L9 201V203H8V201L7 200H5ZM10 198V199H9ZM31 198V199H30ZM35 198V200L33 201L32 199H34ZM44 198H46L47 200L49 199L50 200V202H49V200L47 201L46 199H44ZM221 198H222V196H221ZM221 198H219V200H218V202H219V204H222L223 205V203H222V199ZM28 199V200H27ZM40 199V200H39ZM44 200V202H40L41 200ZM221 199V200H220ZM5 200V201H4ZM42 200V201H43ZM58 200H60V201H58ZM18 201V202H17ZM28 201H31V202H28ZM62 201V202H61ZM6 202V203H5ZM11 202V203H10ZM28 202V203H27ZM50 204H52V203H54L53 205L55 206V207H53V205H50ZM60 202V203H59ZM68 202V203H67ZM5 203V204H4ZM13 203V204H12ZM16 203V204H15ZM35 203V208H38V209H34V207H32V204H34ZM43 204V206L45 207H43L42 206V204ZM10 204H12V205H15V206H12L11 205V210H12V213H10L11 212V210H9L8 211V213H7V208L8 209H10ZM29 204H30V206H29ZM48 204H49V207H48ZM3 205H4V207L5 208H3ZM7 205H8V207H7ZM38 205V206H37ZM63 205H65V206H63ZM67 205V206H66ZM221 206V205H220ZM7 207V208H6ZM15 207L17 208V209H15ZM29 207V208H28ZM52 207V208H51ZM222 207V206H221ZM40 208H43L42 209V211H41V209ZM47 208H51V210H49V212H46V211H48L47 210ZM54 208V209H53ZM55 208H57V209H55ZM6 209V210H5ZM15 209V210H14ZM29 209V210H28ZM45 209H46V211H45ZM66 211H65V210ZM40 210V211H39ZM55 210L57 211V214H54L53 215V213H56L55 212ZM64 210V211H63ZM259 210V209H258ZM257 209H256V211H255V213H254V211L252 212V213H254V214H258L259 212H261V214H262V220L260 221V223H258V220L256 219V221H257V223H256V225H255V229L257 230V235L258 236H261L263 233H264V209L263 210H259L258 211ZM15 211H16V213H15ZM248 211L250 212L251 211V208H249L248 209ZM258 211V212H257ZM6 212V213H5ZM35 212V213H34ZM40 212H41V214H44V215H41L40 214ZM44 212H46V213H44ZM51 212V213H50ZM53 212V213H52ZM18 213V214H17ZM48 213L49 214H51V215H49V217H48ZM60 213V214H59ZM7 214H9V216L7 215ZM41 215V217L38 215ZM59 214V216H61V217H59V216H57ZM62 214V215H61ZM260 213L258 214V215H261ZM12 217H11V216ZM13 215H14V217H13ZM17 215H19L20 217H18ZM22 216V217H21ZM37 216V217H36ZM45 218H43V217ZM48 217V219H47V217ZM50 216H52V217H50ZM55 216V217H54ZM57 216V217H56ZM64 216V217H63ZM9 217V218H8ZM41 219H40V218ZM11 218V219H10ZM17 218L19 219L17 222H16V220H17ZM24 218V219H23ZM38 218V219H37ZM51 218V219H50ZM52 218H56V219H52ZM61 218V220L63 219V218H65V220L63 221H61L62 222V226H60V221H59V219ZM16 219V220H15ZM20 219H22V220H24V221H22V220H20ZM43 219V221H41ZM67 219V220H66ZM11 220H14V222L13 221H11ZM36 221V222H34V221ZM37 220H39V221H37ZM48 220V221H47ZM50 220H52V222H49ZM55 220H57L58 222H59V225H58V223H57V221H55ZM20 221V223H18ZM42 223H41V222ZM53 221H55V223L53 222ZM3 222V223H2ZM10 222V223H9ZM16 222V223H15ZM34 222V223H33ZM47 222H48V225H47ZM64 222H70V223H64ZM75 222V223H74ZM12 223H14V224H12ZM24 223V224H23ZM37 223V225H34V224H36ZM52 223H54V225H56L55 227L53 226V225H51ZM65 225H68V226H70V228L68 227V226H65ZM80 223H83V224H80ZM5 224V225H4ZM20 224V225H19ZM41 224V225H40ZM74 224V225H73ZM79 224V225H78ZM3 225V226H2ZM76 225V226H75ZM80 225H82V226H80ZM261 225L263 226V227H261ZM18 226H20L19 228H18ZM21 226H24V228H21ZM48 226V227H47ZM51 226V227H50ZM75 226V227H74ZM16 227H17V230H16ZM57 227V228H56ZM59 227V228H58ZM67 227V228H66ZM72 227V228H71ZM5 228V229H4ZM12 228V229H11ZM15 228V229H14ZM21 228V229H20ZM49 228V229H48ZM52 228H53V230H52ZM65 228V229H64ZM68 228H69V230L71 231H69L68 230ZM74 228V229H73ZM76 228H78V229H76ZM7 229V230H6ZM18 229H20V230H18ZM23 229V230H22ZM41 229V230H40ZM56 229L58 230L59 229V232L58 231H56ZM63 231V229H64V231L62 232L61 230ZM4 230V231H3ZM17 231V233H18V235L16 234L15 235V233H16V231ZM22 230V231H21ZM48 230H49V233H48ZM65 230L67 231L66 232V234H65ZM74 231V234H73V231ZM92 230V231H91ZM19 231H21V232H19ZM23 231H24V233H23ZM36 231V232H35ZM43 231V232H42ZM81 231V232H80ZM83 231V232H82ZM263 231V232H262ZM4 232V233H3ZM8 234V235H6V233ZM39 232V233H38ZM51 232H52V234H51ZM70 232V233H69ZM88 232H90V233H88ZM14 233V234H13ZM44 233V234H43ZM60 233H62V234H60ZM64 233V234H63ZM83 233V234H82ZM6 236H5V235ZM34 234L37 236V238H35L34 239V237H36V236H34ZM79 234L81 235H84V236H79ZM89 234V235H88ZM261 234V235H260ZM2 235H4V236H2ZM12 236V237H10V236ZM14 235V236H13ZM21 235V236H20ZM39 235V236H38ZM41 235V236H40ZM52 235V236H51ZM61 235H63V236H61ZM71 235V236H70ZM72 235H75L74 237H72ZM78 235V236H77ZM88 235V236H87ZM92 237H91V236ZM95 236V238H93L94 236ZM264 235V234H263ZM18 236V237H17ZM24 236V237H23ZM43 236H44V238H43ZM49 236V237H48ZM55 236H57L56 238H55ZM66 238H65V237ZM8 237V238H7ZM47 237V238H46ZM52 237V238H51ZM54 237V238H53ZM63 237L67 240H65V239H63ZM67 237H69V238H67ZM80 237H81V239L83 238V241L80 239ZM88 237V238H87ZM90 237L92 238V239H90ZM40 238V239H39ZM73 238V239H72ZM76 238V240H74ZM78 238V239H77ZM84 238H86V242H84ZM6 239V240H5ZM39 239V240H38ZM48 239V240H47ZM50 239V240H49ZM55 239V240H54ZM63 239V240H62ZM68 239H70L71 241H69ZM14 240V241H13ZM15 240H19V241H15ZM23 240V241H22ZM42 242H41V241ZM49 242H47V241ZM53 240V241H52ZM57 240V241H56ZM58 240H62V241H58ZM91 240H93L95 243H97V241L98 240H100V241H98V243L100 244H95V245H97L98 246V249H100V250H98L97 249V246L95 247V245H94V243L91 241ZM107 242H106V241ZM251 241L250 242H247V244H249V245H247V246H249V247H247L246 246V241L244 242L245 243V245H244V243H239L238 241H235V243H237V245L238 246H240V250H242L241 251V254H240V256L242 257H240L241 258V261H243V260H246L247 259V261L248 260H251V261H249V262H251V264H264V262H263V259H262V255H261V253H260V249H259V247H258V245L256 244V242H255V240H254V237L253 236H251V239H250ZM55 241V242H54ZM72 241H75V242H72ZM84 242L85 243V245L83 246V245H80V244H83V243H78V242ZM89 241H90V243L92 244V245H94L93 247L95 248V250H93V251H91V248H93L92 246L91 247H89L88 246V252H89V249H90V254L88 253V252H86L85 251V249H86V244L88 245V243H89ZM103 241V242H102ZM35 242H37V243H35ZM45 242V243H44ZM46 242H47V244H46ZM60 242H62L61 244H60ZM64 242H66V250L68 249V251H66V250H64L65 251V253L63 252V249H65L64 248ZM70 244H69V243ZM101 242V243H100ZM104 242H106V243H104ZM6 243V244H5ZM16 245H18V246H16ZM68 243V244H67ZM78 243V244H77ZM21 244V245H20ZM26 244V245H25ZM48 244L50 245V246H48ZM54 244H55V246H56V248H55V246H54ZM58 244V245H57ZM91 244H89V245H91ZM105 244V245H104ZM252 244V245H251ZM6 245H7V247H6ZM40 245V246H39ZM78 245H80V246H83V247H85V249L83 250V249H81L82 247H79L80 249H81V251H78V250H80L79 248L77 249L76 247L78 246ZM107 245V246H106ZM243 245V246H242ZM37 246V247H36ZM47 246V248H45ZM62 246V247H61ZM68 246H72V247H68ZM74 246V247H73ZM76 246V247H75ZM104 246V247H103ZM106 246V247H105ZM9 247V248H8ZM21 247V248H20ZM24 247V248H23ZM36 247V248H35ZM50 247V248H49ZM59 247V248H58ZM117 247V246H116ZM253 247V248H252ZM257 247V248H256ZM263 247V246H262ZM15 248V249H14ZM26 248V249H25ZM28 248V249H27ZM41 248V249H40ZM43 248V249H42ZM70 248L72 249V251H74V250H76L75 252H73V253H70ZM75 248V249H74ZM106 248V249H105ZM55 251H54V250ZM104 249V250H103ZM249 249V250H248ZM257 252H253L254 250ZM262 249H264V247L262 248ZM7 250V251H6ZM41 250H43V252L41 251ZM48 252H47V251ZM58 250V251H57ZM61 250V251H60ZM103 250V251H102ZM245 250V251H244ZM253 250V251H252ZM259 252H258V251ZM6 251V252H5ZM55 253H54V252ZM58 253H57V252ZM59 251L60 252H62V253H59ZM84 251H85V254H84ZM10 252V253H9ZM25 252V253H24ZM41 254H40V253ZM76 252H80V253H77V254H75ZM99 252V253H98ZM249 252V253H248ZM264 252V251H263ZM5 253V254H4ZM8 253V254H7ZM46 253L47 254H49L48 256L46 255ZM53 253L55 254V255H53ZM58 255H57V254ZM84 255H83V254ZM89 255V257H88V255ZM96 253V254H95ZM255 253L256 254H258L259 256L257 257V255H255ZM260 253V254H259ZM3 254V255H2ZM16 254V255H15ZM22 254V255H21ZM61 254V255H60ZM64 254V255H63ZM70 254H72V255H70ZM80 254V255H79ZM21 255V256H20ZM24 255V256H23ZM26 255V256H25ZM31 255V256H30ZM42 255V256H41ZM51 255H53V256H51ZM68 255V256H67ZM75 255V256H74ZM77 255H79V257H77L76 259H74ZM87 255V256H86ZM242 255H244V256H242ZM13 256V257H12ZM15 256V257H14ZM64 256V258L62 259V257ZM69 256H71V257H69ZM83 257L84 258V256H85V259H84V261L86 262H83V258L81 259L80 257ZM92 256V257H91ZM18 257V259H15V258H17ZM41 257V258H40ZM53 260V261H51V259ZM56 257V258H55ZM59 259H58V258ZM67 257V258H66ZM69 257V258H68ZM72 257H74V258H72ZM90 257H91V259H90ZM246 257V258H245ZM248 257V258H247ZM23 258V259H22ZM61 258V259H60ZM92 258H93V260H92ZM244 258V259H243ZM250 258V259H249ZM264 258V257H263ZM22 259V260H21ZM50 259V261H48V260ZM58 259V260H57ZM72 259L73 260H75V262L73 261V263H72ZM82 260V263H80V260ZM87 259V260H86ZM90 259V260H89ZM258 259V260H257ZM106 260V261H105ZM257 260V261H256ZM46 261V262H45ZM246 261V262H247ZM106 262V263H105ZM22 263V264H23ZM28 264H29V262H28ZM239 264H242V263H239ZM243 264H245V263H243ZM247 264V263H246Z\"/></svg>",
    "mask_w": 264,
    "mask_h": 264
},
{
    "label": "water",
    "instance_id": "water-1",
    "mask_svg": "<svg viewBox=\"0 0 264 264\" xmlns=\"http://www.w3.org/2000/svg\"><path fill=\"white\" fill-rule=\"evenodd\" d=\"M190 1H189L191 3V4L189 3L190 7L191 8H199L198 10L200 12L202 10H204L205 8L206 9L209 8L210 10H213L212 6H210L208 4L209 0H190ZM79 2L84 4V6H85L83 11H86L87 9H90V8H94V7H91L90 6L91 4L90 3L88 4L86 2V0H79ZM76 11H77V9L74 10V12H76ZM2 21H4L3 17L1 18V23H3ZM54 21L55 22L52 21L51 24L46 23L45 25L36 24V21L30 22L27 27H21L20 26V28H17V26L15 24L10 25L11 27H9V28H6V27H4L3 24L0 23V54H1V52H3V55H4L7 63L12 64V62H14V61L20 62V59H22V57H23L22 55L24 54L23 52L25 50L29 51V50H34V48H36L35 59H30L27 62H23L24 60L22 59V62H20V65H27L29 63H34L37 60V58L40 56L39 51L42 52V50H43L42 48H46V46H47L48 51L44 52V53L48 54L50 60L56 61V64L59 67L69 66L72 68L73 71L76 72V74L79 76V78L84 77L83 74H81L80 72H77V70L80 68V65H78L76 63V60L80 61V60H82V58H84L82 53L85 52L84 46H86V45H84L85 42L82 43L83 40H86L91 44L94 42L95 36L88 38L87 36L90 37V35L89 34L87 35L86 32H84L85 35L82 34V35L78 36V34L80 33V32H78L77 36L72 38L70 36L72 35V33H74L75 30L72 27H70L69 22L64 23L63 19H61V18H56ZM263 24H264V22H263ZM17 25H19V24H17ZM2 27H4V28H2ZM173 27H175L176 29H179V27H176V25H174ZM263 30H264V25H263ZM16 31H18V32L14 33ZM67 36H69V37L67 38ZM74 38L77 39V41L74 42V44L69 42L70 39L72 40ZM40 42H45L46 45L42 46L40 44ZM65 43H68V44L70 43L69 46L67 45L66 49L63 47V45ZM181 43L183 46L182 41H181ZM30 46H32V49L29 48ZM19 49H21L20 51L22 52V54L20 56L16 54L17 50H19ZM0 58H1V56H0ZM18 58H20V59L18 60ZM235 72H237V71H235ZM111 75H112V73H109L106 77H100L97 75V72H94L90 77H87V79H88V82H90V83H92L94 81L97 84H99V83L101 84L103 81H106L107 79L112 78ZM119 76H123V75L119 74ZM119 76H117V77L115 76V78H119ZM226 76L227 75H223L222 77L225 78ZM220 79H222V78H220ZM221 81L224 82V79H222ZM251 81H252V79H250L249 83H252V85H254V90L258 94L260 92L264 91V82L263 81L259 82V81L253 80L254 83ZM229 86H230V84L227 83L224 87V89H225L224 91L227 92ZM117 92H118V90H117ZM112 95H114V98L112 97V99L115 102H117L115 100V96L117 94L114 93ZM118 103H119V101H118ZM244 109L246 110L247 121H248V123H250V127H251V125L255 121V115L250 113L246 108H243V110ZM256 115H258V113ZM165 116L171 117V115H166V114H165ZM258 118H259V116H258ZM143 123H144V121H143ZM143 123H140V124L136 123L135 126H133L131 129H128L125 133H122V135H124L128 132H131L132 130L134 131V128H135V131H137L139 126L142 125ZM133 131H132L131 135L133 134ZM250 131H251V129H250ZM250 131L248 133H244V135H249ZM131 135H129V136H131ZM126 138L127 137H125L124 140ZM122 140H123L122 138H116L115 140L108 143L102 150L96 152V153H98L97 154V156H98L97 160L100 161L101 159H103L107 155V153L109 152L111 147H113L114 145H118V143ZM91 161H92V159H91ZM228 163H229V161H228ZM86 168H87V166L84 168V170ZM84 170L81 173V181H82V175L84 174ZM137 170H139V168ZM125 177L130 180L129 182H131L133 180V177H132L131 173H129V172L127 174L125 173ZM139 177L140 178H137V180L138 179L141 180L143 178V174H140ZM105 182H106V180H105ZM108 189H109V186L106 183L104 190L108 191ZM97 192H98V190H97ZM77 194L81 195V200L79 201V203L76 200V210H77L78 219L81 221H100L101 223H103L102 224L103 225L102 230H104L105 232L106 231L107 232H109V231L113 232L114 240H115L117 247L115 246V248H113L114 250L111 252V254L114 255L115 257L116 256L119 257L116 264H121L123 261H125L127 259L130 260L128 263H131L133 256H136L135 259L140 258L142 255V251L138 247L140 245L139 242L130 241V238H128L126 236V233L129 232V225H130L129 222L131 221L129 219L131 217L130 214L129 215L122 214L120 216V218L117 220H115L111 217V211L109 209H102V210H98V211L94 212L93 214L85 215L83 212V208L81 207L82 199L85 196H84L83 189L79 187V184H78ZM96 199L99 200V193L96 195ZM109 202H111V201H109ZM253 216L256 219H258V223H260V221L262 220L261 215L253 213ZM109 220H111V221L109 222ZM201 264H202V262H201Z\"/></svg>",
    "mask_w": 264,
    "mask_h": 264
}]
</instances>
